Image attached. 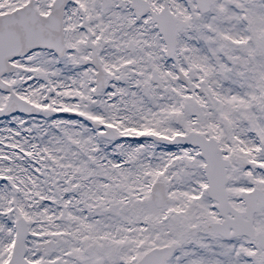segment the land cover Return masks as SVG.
I'll return each instance as SVG.
<instances>
[{
	"label": "snow or ice",
	"instance_id": "6c2138e0",
	"mask_svg": "<svg viewBox=\"0 0 264 264\" xmlns=\"http://www.w3.org/2000/svg\"><path fill=\"white\" fill-rule=\"evenodd\" d=\"M0 264H264V0H0Z\"/></svg>",
	"mask_w": 264,
	"mask_h": 264
}]
</instances>
